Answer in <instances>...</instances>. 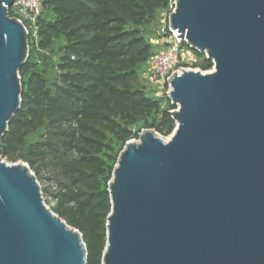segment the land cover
Returning <instances> with one entry per match:
<instances>
[{"label": "water", "instance_id": "water-1", "mask_svg": "<svg viewBox=\"0 0 264 264\" xmlns=\"http://www.w3.org/2000/svg\"><path fill=\"white\" fill-rule=\"evenodd\" d=\"M15 1L0 0V141L29 54ZM168 26L213 67L173 72L172 133L120 151L101 264H264V0H175ZM0 264H87L28 164L1 158Z\"/></svg>", "mask_w": 264, "mask_h": 264}, {"label": "trees", "instance_id": "trees-1", "mask_svg": "<svg viewBox=\"0 0 264 264\" xmlns=\"http://www.w3.org/2000/svg\"><path fill=\"white\" fill-rule=\"evenodd\" d=\"M169 4L42 0L38 47L29 39L19 71L21 104L0 141V158L27 163L38 180L53 184L42 193L53 202L51 210L82 235L87 264H101L111 209L108 182L125 143L138 139L142 128L162 137L175 128L167 96H150L137 83L153 54L145 27L158 23ZM58 40V75L49 80L38 65ZM193 52V67L212 69L204 54Z\"/></svg>", "mask_w": 264, "mask_h": 264}, {"label": "built area", "instance_id": "built-area-1", "mask_svg": "<svg viewBox=\"0 0 264 264\" xmlns=\"http://www.w3.org/2000/svg\"><path fill=\"white\" fill-rule=\"evenodd\" d=\"M174 1L170 0L169 9L160 19V37L162 49L153 53L146 62V71L143 76L150 84L156 97L167 96L169 90L168 78L170 75L180 73L182 70H200L193 67L197 62L194 52L176 37L168 26V15L173 11ZM27 29L29 39L38 47L37 22L43 12L42 0H16L9 8ZM74 57L71 56V59ZM205 72V71H204ZM137 140V139H131Z\"/></svg>", "mask_w": 264, "mask_h": 264}, {"label": "rangeland", "instance_id": "rangeland-1", "mask_svg": "<svg viewBox=\"0 0 264 264\" xmlns=\"http://www.w3.org/2000/svg\"><path fill=\"white\" fill-rule=\"evenodd\" d=\"M163 13H164V11L160 12L158 15V20H157L158 23L145 27V32H144L145 38L152 45L153 53L158 52L162 49L161 37L159 34H160V19H161ZM61 44L62 43H60V40H58L56 43H54L52 46V49H53L52 52L47 51V55L44 54V55H46L45 56L46 58L44 57V60L38 65L40 68H42L46 71V77L49 80L54 79L58 75V71L56 69L55 63H56L58 55H59L57 49L61 46ZM146 68H147L146 63L140 67V69L138 71L137 83L139 86H145L146 87V92L148 95L156 97V95L152 91L150 84L147 82V80L143 76V73H144V71H146ZM161 106L166 107L165 103L161 104ZM141 126H142V124L140 123L137 127H141ZM142 130H145V129L142 128ZM165 138H167V137H165ZM35 139H36V136L33 135L29 138V141L32 142ZM116 149H117V147H116ZM2 160L6 161L9 164H13V162H9L6 159H2ZM17 162H22V161H17ZM17 162H15V163H17ZM38 182L41 186V190L42 189L43 190L44 189H48V190L54 189V187L51 186L53 184L48 183L46 179H43V180L39 179ZM43 199H44L46 206L51 209L53 202L50 200V198L43 194Z\"/></svg>", "mask_w": 264, "mask_h": 264}]
</instances>
